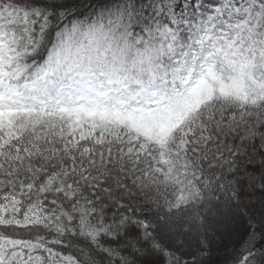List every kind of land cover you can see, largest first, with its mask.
<instances>
[{"label":"snow or ice","instance_id":"obj_1","mask_svg":"<svg viewBox=\"0 0 264 264\" xmlns=\"http://www.w3.org/2000/svg\"><path fill=\"white\" fill-rule=\"evenodd\" d=\"M0 264H264V0H0Z\"/></svg>","mask_w":264,"mask_h":264},{"label":"trees","instance_id":"obj_2","mask_svg":"<svg viewBox=\"0 0 264 264\" xmlns=\"http://www.w3.org/2000/svg\"><path fill=\"white\" fill-rule=\"evenodd\" d=\"M236 251V248H235V246L232 248V252H235ZM230 255V253L227 251V250H225L224 252H222L221 254H220V257H221V259L222 260H227V258H228V256Z\"/></svg>","mask_w":264,"mask_h":264}]
</instances>
